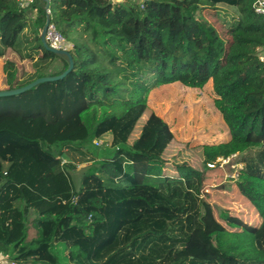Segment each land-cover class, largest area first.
<instances>
[{
  "label": "trees",
  "instance_id": "obj_1",
  "mask_svg": "<svg viewBox=\"0 0 264 264\" xmlns=\"http://www.w3.org/2000/svg\"><path fill=\"white\" fill-rule=\"evenodd\" d=\"M256 1L50 0L74 68L0 97V254L21 264H264V14ZM45 5L0 0V58L12 50L34 68L21 74L7 60L6 89L68 68L42 43ZM211 80L231 137L192 146L202 165L186 150L170 154L175 134L155 112L130 142L154 88L203 89ZM234 154L243 164L235 193L216 188L226 206L212 207L205 187L221 184L225 169L208 163ZM81 169L77 186L71 172Z\"/></svg>",
  "mask_w": 264,
  "mask_h": 264
},
{
  "label": "rangeland",
  "instance_id": "obj_2",
  "mask_svg": "<svg viewBox=\"0 0 264 264\" xmlns=\"http://www.w3.org/2000/svg\"><path fill=\"white\" fill-rule=\"evenodd\" d=\"M213 9H207L203 12L210 22H212L217 29L223 28L222 19L215 15ZM261 54L264 55V49H260ZM7 60H13L20 68L22 74L23 69L28 72H33V64L30 60L21 61L18 55L10 50V54L0 59V90L6 89V75L4 72V65ZM216 94L214 92L211 83H208L203 89H195L184 86L183 84L176 82L172 84H166L154 88L149 97V107L144 115L141 117L137 126L130 137V142L139 134V130L146 121V118L152 112L161 115L171 123V128L178 136V138L185 139L183 142L176 138V143L171 147L170 154L174 155L181 150H186V160L194 165H202V159L200 154L191 148L192 146L204 144L207 141H213L216 139H209L204 136L206 133H210L215 130L217 139H225L227 137L226 129L220 113L215 107L214 100ZM106 141H110V136L106 137ZM172 155L169 158H172ZM172 159H170V162ZM140 162V161H139ZM137 163V170L142 171L141 163ZM241 162V155H237L232 159L231 163L224 166L225 174L221 181L214 180L211 184L207 185L204 190V198L208 203L215 207L223 208L226 206L218 200V193L215 189H223L221 193H228L233 195L235 193V181L231 179L234 175L235 164ZM85 169L78 171V176L82 175ZM140 173H138V176ZM75 176V175H74ZM77 186L80 184V180H75ZM16 205L22 208V202L16 201ZM210 205V207H211ZM37 228L34 224V214L29 216V239H33L37 236ZM194 254H199L200 251H193ZM0 264H21L14 259L9 258L6 255L0 254ZM24 264H34L32 260Z\"/></svg>",
  "mask_w": 264,
  "mask_h": 264
},
{
  "label": "built area",
  "instance_id": "obj_3",
  "mask_svg": "<svg viewBox=\"0 0 264 264\" xmlns=\"http://www.w3.org/2000/svg\"><path fill=\"white\" fill-rule=\"evenodd\" d=\"M21 5L25 6L32 0H19ZM255 9L257 13L264 14V0H257L255 3ZM46 41L47 43L55 48V49H61V50H67L70 51L73 47L72 43H70L63 34L58 30L57 26L53 23H50L47 32H46ZM264 49V48H263ZM260 59L264 61V55L259 53ZM96 144H99V142H96ZM237 157V154H234L230 157L224 158L219 157L216 162L214 163H208V166L211 168L216 167V165H219L220 167H223L229 163H231L232 159ZM62 163H67L66 159H62ZM243 167V164L241 162H238L235 164V171L234 175L231 179L235 180L237 179L239 175V170Z\"/></svg>",
  "mask_w": 264,
  "mask_h": 264
},
{
  "label": "water",
  "instance_id": "obj_4",
  "mask_svg": "<svg viewBox=\"0 0 264 264\" xmlns=\"http://www.w3.org/2000/svg\"><path fill=\"white\" fill-rule=\"evenodd\" d=\"M45 1H46V5H45L46 23H45V25L42 29V32H41L42 43L46 49L54 52L55 54H57L60 57H62L63 59H65L68 62V68L59 75L42 76V77L36 78L35 80L31 81L30 83H28L24 86L18 87V88L2 89V90H0V97L21 94V93L33 88L34 86H36L40 83L47 82V81L60 80V79L64 78L65 76H67L72 71V69L74 68V59H73V55L70 51L55 49V48L51 47L46 41V32H47V28H48L49 24L51 23V16H50V0H45Z\"/></svg>",
  "mask_w": 264,
  "mask_h": 264
},
{
  "label": "crops",
  "instance_id": "obj_5",
  "mask_svg": "<svg viewBox=\"0 0 264 264\" xmlns=\"http://www.w3.org/2000/svg\"><path fill=\"white\" fill-rule=\"evenodd\" d=\"M114 2H121V1H123V0H113ZM36 11L33 13V17H36ZM8 54H10V51L8 52ZM4 58V57H3ZM0 59H2V58H0ZM209 83H211L212 84V86H213V81L211 80ZM217 109V108H216ZM217 111H218V109H217ZM219 112V111H218ZM220 113V112H219ZM159 115V114H158ZM220 115H221V117H222V120H223V123H224V128L226 129V132H227V137L225 138V139H223V140H221V139H217L218 138V135H216V131L215 130H213V131H211L210 133H206V134H204V136L205 137H207V138H209V139H211V138H213V139H216V140H213V141H207L206 143H219V142H223V141H228L229 139H230V137H231V135H230V130H229V128H228V126H227V124L225 123V121H224V118H223V116H222V114L220 113ZM161 116V115H160ZM162 117V116H161ZM148 118V117H147ZM147 118H146V120H147ZM170 125H171V123L166 119V118H164ZM140 131H141V129L139 130V133H140ZM174 132V131H173ZM174 134H175V132H174ZM139 135V134H138ZM138 135L133 139V140H135L137 137H138ZM175 137L178 139V140H180V138H178V136L175 134ZM132 140V141H133ZM131 141V142H132ZM180 141H183V142H185V141H187V140H185L184 138L183 139H181ZM72 173V175H73V178H74V180H81V176H78V171L76 172V171H72L71 172ZM75 175V176H74Z\"/></svg>",
  "mask_w": 264,
  "mask_h": 264
}]
</instances>
